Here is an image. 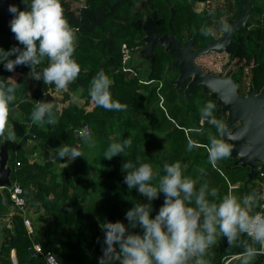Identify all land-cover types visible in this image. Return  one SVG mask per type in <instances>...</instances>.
<instances>
[{"label": "trees", "instance_id": "1", "mask_svg": "<svg viewBox=\"0 0 264 264\" xmlns=\"http://www.w3.org/2000/svg\"><path fill=\"white\" fill-rule=\"evenodd\" d=\"M207 1L190 2L205 4ZM24 2L30 3V0ZM24 2L0 0V48L5 51L13 46L22 47L10 30L9 22L13 17L8 8L14 4L23 11L27 6ZM190 2L84 0L81 7L71 9L68 0H61L69 24L78 29L73 58L81 69L77 79L65 89L33 79L30 66L20 65L13 72H8L0 64V78H11L18 84L16 99L9 104L7 117L18 141L15 145L10 144L4 132L0 135V148L3 146L8 153L11 183L21 187L27 210L43 223L39 227L34 226V233L28 235L22 217L14 211L9 225H2L0 264H13L12 250L15 264H28L29 259L32 264H38L41 256H32L33 243H38L43 251L52 252L61 264H98L104 240L100 225L105 220L121 221L127 225L125 213L136 202L147 203L138 189H129L124 183L126 172L134 170L122 169L124 162L131 161L135 166L150 164L153 171L150 183L158 187L159 178L165 175L163 165L180 161L188 166L184 175L193 179L201 177L197 189L204 182L208 183L209 189H216L215 197H207L210 202L219 203L229 192L241 200L253 192L259 194L258 188L264 180L259 174L244 188L247 169L232 167L233 160L229 157L218 160L215 165L210 161L207 150L209 136H219L209 121L215 118L223 122L225 116L216 115L214 107L212 117L200 126L201 109L208 103L214 105L212 100L204 96L205 99L197 104L189 101L179 106L176 103V95L168 82L172 77L171 57L160 46H155L152 65L143 67L132 63L133 54L143 47L140 39L143 37L144 14L153 18L159 35L166 34L172 5V28L180 41L192 35L199 45L213 40L208 9L196 12ZM238 2L235 0L237 9ZM205 32L209 34L205 35ZM123 44L132 50L127 64L130 72L121 69ZM207 55L228 59L231 63L228 66L235 67V79L241 86L245 83L243 70L249 68V77L258 92L264 83V0H253L246 32L235 33L226 52H209ZM47 66L48 60L43 58L36 70ZM101 70L111 81L112 100L120 103L122 110H105L91 99L92 81ZM6 83L10 85L13 81ZM36 102L53 103L55 124H48L47 116L43 124L33 122ZM164 109L171 113L168 117ZM83 123L86 131L81 130ZM77 132H80L78 139ZM84 137L89 157L71 161L66 157L61 161L55 149L61 145L72 148L77 143L81 151ZM129 137L132 141L130 147L111 160L104 157L111 144L122 143ZM34 154L40 162L28 160ZM203 162L205 165L200 166ZM62 163L66 166L62 167ZM164 199V194L160 193L152 201L150 218H155ZM260 201L254 212L258 210ZM9 208L8 187L0 188V217L9 213ZM133 231L142 234L139 228ZM240 239L251 243L246 234H242ZM255 247L260 246L257 244ZM243 251L242 245L230 247L227 238L222 237L209 249L205 258L209 264H241ZM251 264H264V254L255 256Z\"/></svg>", "mask_w": 264, "mask_h": 264}, {"label": "clouds", "instance_id": "2", "mask_svg": "<svg viewBox=\"0 0 264 264\" xmlns=\"http://www.w3.org/2000/svg\"><path fill=\"white\" fill-rule=\"evenodd\" d=\"M25 4L23 11L14 4L9 5L8 11L13 17L9 27L22 47L13 46L8 51L0 48V64L8 72H13L20 65L30 66L33 79L65 89L77 79L81 70L73 58L78 29L69 24L61 0H30ZM13 56L15 59H11ZM43 58H47L48 66L37 71L36 66ZM9 80L13 81L10 85L6 83ZM16 86L18 84L11 78H0V135L7 128L9 104L16 99ZM110 86V79L101 70L92 81L89 95L97 106L105 110H122L123 106L112 100ZM214 107L212 103L206 104L201 109V117H212ZM46 116L48 124L57 122L53 103L36 102L33 122L43 124ZM210 123L216 127L219 136H209L207 146L209 159L215 165L230 155L231 146L225 142L227 126L215 118H211ZM131 143L129 137L122 143L111 144L104 157L111 160ZM55 150L61 161L66 157L69 161L82 157L78 147L61 145ZM187 167L180 161L165 163V175L159 178V186L156 187L150 183L153 178L150 164L135 166L131 161L122 164V169H134L126 172L124 183L129 189H138L147 203L136 202L125 213L127 225L107 220L100 225L104 240L98 264H209L205 257L222 237L227 238L230 247L243 246L241 264H251L255 256L264 253V211H253L259 200H264V195L253 192L241 200L229 192L219 203L210 202L207 197H215L216 189H209L207 182L197 189L201 177L193 179L184 175ZM160 193L165 196L163 205L155 218H150L152 201ZM193 203L194 207L191 206ZM137 228L142 230V234L133 231ZM242 234H246L251 243L242 241ZM257 244L259 248L255 247ZM50 257H53L51 253L46 259Z\"/></svg>", "mask_w": 264, "mask_h": 264}, {"label": "water", "instance_id": "3", "mask_svg": "<svg viewBox=\"0 0 264 264\" xmlns=\"http://www.w3.org/2000/svg\"><path fill=\"white\" fill-rule=\"evenodd\" d=\"M253 0H239L237 15L228 19L227 27L222 36L193 49L194 36L179 45L172 28L174 18V5L170 7L168 20V33L159 35L153 18L145 13L142 22L143 37L140 42L143 47L133 54L132 60L142 62L143 67L154 63V47L160 46L171 57L170 68L177 69L178 78L174 81L177 91H180L182 83L191 79L184 89L187 96L197 86L209 99L216 102L217 114L225 115L224 124L227 126L228 136L225 142L231 146L228 156L233 160L232 167L247 169L246 180L243 187L246 188L264 167V83L258 92L255 91L252 79L246 86L245 93H237V85L231 80V70L222 77L203 71L201 65L194 64V58L208 54L209 52H226L228 45L234 39L235 33L244 34L251 18ZM81 130L86 131V124L81 125ZM80 132H77V139ZM74 147H78L76 143ZM8 153L3 146L0 148V188L9 187L10 167L7 165ZM62 167L66 163L61 164ZM32 264V260H28ZM38 264H41L40 262Z\"/></svg>", "mask_w": 264, "mask_h": 264}, {"label": "rangeland", "instance_id": "4", "mask_svg": "<svg viewBox=\"0 0 264 264\" xmlns=\"http://www.w3.org/2000/svg\"><path fill=\"white\" fill-rule=\"evenodd\" d=\"M190 1L191 0H189V2ZM68 2H69V5H70L71 9H77V8L81 7L84 4V0H68ZM190 4L192 5V8L196 12H200L201 10L208 9L209 15L211 17V25H210V29L209 30H210V32L212 34V37H214L215 39L219 38L224 33L225 28H226V24H227V20L232 18V16H234L237 13V10H238L237 7H236V4H235V0H208L207 3H205V4L204 3H197V2H190ZM1 6L4 7V5H1ZM204 59H205L206 63L208 64V66L211 69H214V70H218L220 65H221V63H223V62L225 63V62L228 61L227 59H224V58L219 59V56H214V55H212V56L206 55L204 57ZM135 60L136 61L132 60V63L134 65L142 66V62H139L138 64L135 63V62L140 61V59H135ZM228 64L231 65L230 61H229ZM249 72H250L249 69L245 70L244 82L246 84L249 81V76H250ZM155 106L156 105H154V108H155ZM164 113H165L166 116L168 114L169 115L171 114L170 112H168V109H164ZM84 141H85V137L82 138L81 151L80 152H81V155H82L81 158L86 159L87 157H89V153L90 152L86 149ZM29 144H32V142H29ZM29 160L32 161V162L33 161L39 162V160L37 158H34V157L33 158H29ZM199 165L200 166L201 165H205V163L204 164L200 163ZM11 209H14V208L11 207ZM14 211H15V209H14ZM30 216L31 217L33 216L32 219L35 218V216L32 215V214H30ZM37 225H39V223H37Z\"/></svg>", "mask_w": 264, "mask_h": 264}, {"label": "flooded vegetation", "instance_id": "5", "mask_svg": "<svg viewBox=\"0 0 264 264\" xmlns=\"http://www.w3.org/2000/svg\"><path fill=\"white\" fill-rule=\"evenodd\" d=\"M238 11V10H237ZM230 19H232V18H230ZM228 21V20H227ZM226 27H227V24H226ZM226 29V28H225ZM163 35V34H162ZM176 36V35H175ZM192 36H194V35H192ZM192 36H190V37H186V38H184V39H182L181 41L177 38V36H176V39L178 40V42H179V45L180 46H182L183 45V43L185 42V41H187V40H189ZM222 36V35H221ZM220 36V37H221ZM219 37V38H220ZM219 38H214L213 37V40H210V41H208V42H206L205 44H207V43H209V42H212V41H214V40H217V39H219ZM205 44H201V45H199V42H197L196 41V38H195V36H194V45H193V49H198V48H200V47H202V46H204ZM207 54H205V55H201V56H198V57H196V58H194V64H197V65H201V68H202V70L203 71H208V72H210L211 74H213V75H216V76H219V77H222L226 72H228V71H230L231 70V74H230V78H231V80L237 85V93L239 94V95H243L244 93H245V90H246V86H247V84L246 83H243V86H241V83L240 82H237L236 81V79H235V75H236V70H235V67H230L229 68V66H228V63H229V60L227 61V62H223V63H221V65H220V67H219V69L218 70H214V69H211L209 66H208V64L206 63V61H205V59H204V57L206 56ZM172 60V59H171ZM171 62V61H170ZM171 69V68H170ZM246 69H249V68H245L243 71H244V74H245V70ZM171 75H172V77L171 78H169L168 79V82L170 83V85L172 86V89L174 90V93H175V95H176V103L180 106V105H182L184 102H189V101H192V104H197V103H200V101H202V100H204L205 99V97L204 96H207V95H204L203 93H202V89L199 87V86H197V87H195L191 92H190V94L187 96V98H186V95H185V93H184V89H185V87H186V85L189 83V81L191 80V79H186V80H184L183 81V83H182V86H181V89H180V91H177V88H176V86H175V84H173L174 83V81L178 78V76H179V72H178V70L177 69H171ZM251 78L249 77V80H250ZM249 82V81H248ZM246 84V85H245ZM162 88V87H161ZM243 88V89H242ZM208 97V96H207ZM209 98V97H208ZM211 100V99H210ZM213 101V100H212ZM197 102V103H196ZM213 103H214V105H215V109H214V112H215V114L216 115H223V114H217L216 113V111H217V106H216V102L215 101H213ZM225 116V115H224ZM224 120H225V118H224ZM208 121V119H203V118H201L200 119V121H199V125L200 126H203L204 124H205V122H207ZM224 122V121H223ZM209 123H210V121H209Z\"/></svg>", "mask_w": 264, "mask_h": 264}, {"label": "built area", "instance_id": "6", "mask_svg": "<svg viewBox=\"0 0 264 264\" xmlns=\"http://www.w3.org/2000/svg\"><path fill=\"white\" fill-rule=\"evenodd\" d=\"M131 49L128 48L125 44L121 47V63H122V71L130 72L131 68L127 65L129 60L131 59ZM260 177L264 178V170L258 173ZM8 195L11 206L15 209L16 213H18L22 217L23 225L26 229L28 235H32L34 233V227L31 222L29 211L27 210L25 199L22 197V189L18 184H13L8 187ZM261 195H264V191ZM264 211V200H261L258 205V210ZM32 256H41V264H61L57 261L54 254L50 251H43L41 246L38 243H33L31 247ZM51 253L53 257L47 258L48 254ZM264 254V253H261Z\"/></svg>", "mask_w": 264, "mask_h": 264}, {"label": "crops", "instance_id": "7", "mask_svg": "<svg viewBox=\"0 0 264 264\" xmlns=\"http://www.w3.org/2000/svg\"><path fill=\"white\" fill-rule=\"evenodd\" d=\"M49 100V99H48ZM46 101H47V98H46ZM5 133H6V135H7V137H8V140H9V142H10V144H13V145H15L16 143H17V141H18V138H16L15 136H14V134H13V130H12V125H11V123L7 120V128H6V131H5ZM35 158V154L33 155V156H29V158ZM29 158H28V160H29ZM39 160V159H38ZM30 161V160H29ZM30 162H32V161H30ZM40 162V161H39ZM230 188H235V186H229ZM264 191V180H263V182L262 183H260V187L258 188V193H259V195H261L262 194V192ZM10 206H11V204H10ZM12 207V206H11ZM14 212V209H11V208H9V213H5L3 216H1L0 217V238H1V236H2V231H1V229H2V225L5 223V225L6 226H8L9 224H8V222H9V218L11 217V214ZM30 212H29V216H30ZM33 218V216L31 217L30 216V219H31V222H32V224H33V227L34 226H41L43 223H42V221H40L39 219H37V215L35 216V218L34 219H32ZM37 223H39V225H37ZM11 259H12V261H13V264H15L14 262H15V253H14V251L12 250L11 251Z\"/></svg>", "mask_w": 264, "mask_h": 264}]
</instances>
